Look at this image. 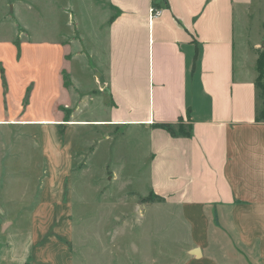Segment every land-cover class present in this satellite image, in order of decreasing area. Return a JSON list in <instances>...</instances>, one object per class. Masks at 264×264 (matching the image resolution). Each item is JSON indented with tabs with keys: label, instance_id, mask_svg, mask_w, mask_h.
<instances>
[{
	"label": "crops",
	"instance_id": "crops-1",
	"mask_svg": "<svg viewBox=\"0 0 264 264\" xmlns=\"http://www.w3.org/2000/svg\"><path fill=\"white\" fill-rule=\"evenodd\" d=\"M93 4L102 16L92 29V12L87 37L74 30L33 50L16 5L0 6V22L17 29L0 44V264H74V157L127 131L143 136L134 141L148 160L138 179L146 191L135 193L161 198L180 218L185 264H264V0Z\"/></svg>",
	"mask_w": 264,
	"mask_h": 264
},
{
	"label": "rangeland",
	"instance_id": "rangeland-1",
	"mask_svg": "<svg viewBox=\"0 0 264 264\" xmlns=\"http://www.w3.org/2000/svg\"><path fill=\"white\" fill-rule=\"evenodd\" d=\"M0 3L1 9H5L4 0ZM8 3L16 5L17 26L23 29L21 40L31 45L32 50L35 46L62 45L74 30L81 38L92 33L88 18L96 9L93 0H8ZM105 11L113 13L107 5ZM100 15L96 9L92 29ZM259 17L257 14L250 21L251 43L260 37ZM12 26L10 20L0 22V44L17 33ZM79 44L81 48L87 46V42ZM77 114L82 115L81 105ZM142 137L127 131L116 138L113 146L104 142L96 146L93 154L84 156L80 151L75 155V179L70 190L74 223L70 250L74 264H185L183 259L189 257L184 247L187 234L173 209L153 194H138L146 191L138 179L147 172L148 164L144 147L135 143ZM112 173L116 178L110 183ZM67 187L70 186L64 187L65 193ZM144 199L152 202L146 203Z\"/></svg>",
	"mask_w": 264,
	"mask_h": 264
},
{
	"label": "trees",
	"instance_id": "trees-1",
	"mask_svg": "<svg viewBox=\"0 0 264 264\" xmlns=\"http://www.w3.org/2000/svg\"><path fill=\"white\" fill-rule=\"evenodd\" d=\"M152 8H155V7H152ZM155 9H157V8H155ZM256 69H257V73H258L257 79H256V85H257L258 89L260 90L261 95H262V99H263L262 108L257 113V116H256V122L264 123V51L260 52L259 55H258V59L256 61ZM161 127L164 128L165 130H167L172 135H186V133L184 134L181 131V126L180 125L177 126V129H174L173 126H170V125H167V124L162 125ZM157 199H158L159 202L162 201V199L159 198V197H157ZM144 201L146 203L152 202L150 200H145V199H144Z\"/></svg>",
	"mask_w": 264,
	"mask_h": 264
},
{
	"label": "built area",
	"instance_id": "built-area-1",
	"mask_svg": "<svg viewBox=\"0 0 264 264\" xmlns=\"http://www.w3.org/2000/svg\"><path fill=\"white\" fill-rule=\"evenodd\" d=\"M159 15V10L155 8H151L149 18L152 20L153 18Z\"/></svg>",
	"mask_w": 264,
	"mask_h": 264
},
{
	"label": "water",
	"instance_id": "water-1",
	"mask_svg": "<svg viewBox=\"0 0 264 264\" xmlns=\"http://www.w3.org/2000/svg\"><path fill=\"white\" fill-rule=\"evenodd\" d=\"M261 47H262V49L264 50V40H263L262 43H261ZM190 253H191L192 255H194V256H197V257H200V256H201V254H200V250H199V249H194V250H192Z\"/></svg>",
	"mask_w": 264,
	"mask_h": 264
}]
</instances>
